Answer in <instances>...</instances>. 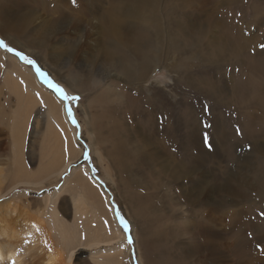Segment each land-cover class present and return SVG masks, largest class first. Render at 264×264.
Masks as SVG:
<instances>
[{
    "label": "rangeland",
    "instance_id": "374dc122",
    "mask_svg": "<svg viewBox=\"0 0 264 264\" xmlns=\"http://www.w3.org/2000/svg\"><path fill=\"white\" fill-rule=\"evenodd\" d=\"M195 1L196 0H190L192 5L190 4L187 6V4L184 3L186 2L185 0H160L161 13L158 16L161 18L162 21L161 26L164 29L165 43L162 45L161 50V61L163 62H161L162 65L159 68L157 67L155 71H152L154 68L149 71L147 73V76L145 77L146 81L144 80L143 83L140 85H136L135 83L122 82L126 71L124 68L125 64L130 63L131 65H133L132 63L136 61V59H130V57H127L128 55H131V53L135 54L134 50L132 52L122 53V56L120 58L124 61L122 62L120 60V63L122 65L120 64L119 67L115 69H110L108 72H105L106 74H103L106 76L102 77L103 72L100 69V64L97 66L96 71H91V73L87 74L86 70L81 69L79 66L70 68L66 65V62L64 61H52L51 56L48 55L46 51L41 52L40 49L34 48V46L30 45L22 38H17L12 35H10L9 38V33L4 34V36L2 35L3 33H0V41H3V44L7 45V48L11 49V51H8L4 46L0 45V143L2 144V147L0 149V169H2L3 171L2 181L0 184V187L2 188V195H0V215L9 214L13 216L15 221L18 220L19 223H21L22 221L23 224H21L23 225L22 227L24 229L29 225L26 224L27 222H23V220L26 219L27 216L26 212H28L29 214L28 220H30L29 218H31L32 215L37 220H39V218L43 219L47 224L45 225L46 233L44 234V240L47 242V244L43 247H40V245H38L36 248L42 249L43 252L46 251L47 253L45 254L50 255L52 253H55L57 257L60 255V261H62L65 255H68L67 249L64 248L65 245L59 233L54 230L53 224H51L50 221L51 212H49V210H52L51 207L55 204L56 208L61 212L62 217L65 220L66 229L75 232V239L72 241V244H77V248L75 247L76 249H74L73 251L74 256L71 261H69L70 263H67V259L66 264H204L203 261H206V258L203 256L199 258L197 251H194L193 248L195 247V245L192 244L195 241V239H193L192 237V233L197 232V230H199V228H197V226L192 223L195 221H192V219L198 220V214L192 212L190 210V207V211L186 209V206H184L183 204L184 196L182 194L183 184L187 187L192 186L194 188H197L198 178L194 177V179L190 180V182L188 179H183L179 176L176 180L172 179L170 176L172 175V172L170 170H165L163 167L155 164V162L151 165L142 158L138 157V153H140L141 149L138 148L137 144H135L131 136H128V146H125L124 148V152H128V156H131V158L128 157V160V158L123 154V159L121 160V162L117 163V165L115 164V166H112L113 164H111L109 158L110 152H113L116 147L123 146L125 144L124 142H127V139H123V125L127 124L129 128H131V131H134L138 127V122L142 124L144 123V129L145 127L147 128V126L150 127V125L153 123L154 125H158V134L160 133V135H158L159 141L166 150L164 152L167 154V156L171 158V160L173 159V161L175 160L181 165L185 164L184 166L186 168L196 166L197 164H199L197 166L198 168L208 167L209 170H212V173L217 176V178L223 179L224 175L226 174L228 175V177L232 175H237V172H239L237 164L239 161L238 159L245 155L251 154V152L254 153L253 150L255 146L251 143V141L247 139L245 135L243 127L244 123L239 121L241 119L239 115L240 111L237 110L238 107L236 106L235 109L234 106L230 107L226 104L232 98L231 86H233V84H236L240 79L244 83V80L246 79L247 75H242V72L240 71L241 66L244 65V63L241 61L242 58L239 57L240 59H232L230 55L231 49L227 50L228 54L226 55V59L228 58L227 62L231 59L228 65L226 64V62L223 63L220 61H211L209 60V56L213 55L216 58L218 51L221 48H219V50H216L215 48H217V46L224 48L223 45L228 41V39L235 35H238L240 38H244L248 41H251L255 47L264 50V0H221L222 2L220 0H210L208 9H211L214 18L220 21L221 27H212L206 20V18H210L211 12H209V14L206 16V13H203L202 9L200 10V12L196 11L197 7L194 5ZM111 2L114 3V0H110V3ZM105 5L106 4H104V7ZM212 5L215 7H213ZM194 21L195 25L200 27H198V29L194 31H191V29L189 28V24L190 22L194 23ZM185 22L187 23V25H185ZM180 28H182L183 30H180ZM153 31H155L154 28L151 29L150 35L153 34ZM190 32L192 33V35ZM179 34H181L182 36H180ZM165 35L167 36L165 37ZM212 36H214V39L212 38ZM188 37L189 39H187ZM152 41L156 42L153 39ZM208 42L213 44L214 47L213 45H210V43L209 46L207 44ZM218 42H220V44ZM159 46V48H161V44ZM208 46L212 48H207ZM155 48L152 53H154ZM212 49H214V52H212ZM245 52V54L247 55H252L251 53H253L252 56H255V52L253 49L246 50ZM5 54L13 56L21 64H24L28 68H30L36 74L37 79L43 84V86L46 87L45 89H47V91L49 89L48 92H51L52 95L56 96V98L62 103L61 105L65 107V111H68V119L72 121L74 118L75 120L73 126L77 133V137H75V139L79 148V154L76 158L78 160L74 159V163H72L67 168V170L57 179L53 176L51 180L52 184H48L47 180L45 181V183H43V185H36L33 187H29L27 185H12L13 179L15 178V176H17V173L15 171L13 163V160L15 158L13 139L11 130H9L8 126L12 121L11 117L13 116L14 110L16 109L18 102L17 99L10 93V91L4 88V72L6 69L9 68L7 67V64L3 61ZM195 54L197 55L194 56ZM200 55L204 57V60ZM199 58H201L202 60ZM29 61H31L32 63H29ZM205 62H212V64ZM224 66L227 67L226 69L228 70H226ZM194 69H196V71ZM199 70L202 72H200ZM189 71L193 72L189 74ZM218 72L219 74L221 73V75H219ZM201 73H203V75H200ZM117 74L122 77L119 78L120 80L116 78ZM110 75H114V78L110 79L111 77H108ZM88 76L90 78H88ZM192 76L193 78H191ZM206 76H209L208 80ZM235 76H237L236 79L238 77L240 78L237 79V82H235ZM224 77L226 78L225 80ZM180 79H183L184 81ZM118 82H120L121 84ZM211 82L213 85L211 84ZM230 82L234 83L230 84ZM215 84L216 86H214ZM209 85L213 87L211 88L213 90H210V88H208ZM137 86H141L142 90H137ZM203 86H205L206 88ZM56 89H62L63 94H61V92L57 91ZM146 92L150 94L149 98L146 97ZM126 94L129 96H126ZM212 95H214L215 98ZM225 95L226 99H224ZM119 96L121 97L120 99ZM100 97H103V100H105V102L102 101V98ZM115 97L117 98V100ZM127 97H129L130 99L126 102V104H128L129 111L125 109V101ZM131 98H133V101L131 100ZM92 99L93 101H90ZM136 100L138 101L136 102ZM108 101L110 102V104L108 103ZM113 101L116 103L114 104ZM134 101L136 103H134ZM98 102L99 104H101V106L105 105L106 110L104 107L101 108ZM152 102H154L155 104ZM215 102L216 104H214ZM251 103H253V105L255 104L254 102H247V105L244 104L241 107V112H243V110H254V108H251ZM91 104L92 106H90ZM217 104H220L219 107ZM131 105H133L135 108ZM144 106H149L148 108L150 109L148 110L151 111L155 109V117H152L151 119H146L144 118V116L146 115L145 113L143 116H140L135 119L136 116L140 114H137V112H140V109L142 110V108H145ZM100 108L103 110H101V113ZM137 108H139V110H137ZM91 109L92 111H90ZM97 109L99 111H96ZM106 111L107 113L105 114L104 112ZM258 112H260V109L258 110ZM97 113L98 115H96ZM116 115L118 117H116ZM119 116L120 119L118 120ZM116 119L120 122V124H116ZM27 122H19L17 124L22 127V135L25 141V156L28 163V167L31 170H36L38 169L40 164L47 161V158L43 157L42 146L50 148L55 145L56 140L50 139V136L46 134L47 128L49 126V121L47 117V109L45 105L43 106V103H40L39 105H36L34 107L32 115L29 116ZM90 125H92L93 128ZM117 125L122 130V134H120V132H116ZM192 125H196V136L194 135V137H197L198 142L196 143V145L190 146V152H188L185 148V144L187 142L186 139H188L189 137V128L191 130ZM240 126L241 128H243L241 129ZM105 128H107V130ZM242 131L243 133H241ZM238 137L240 138V140H238ZM222 141L224 142V144L222 143ZM119 143H121L120 146H118ZM195 150L199 151L196 152ZM117 152L121 153L122 151L118 149ZM185 153L189 155H201V157H205L202 159L199 158L202 162L198 161L199 159H197L194 163L192 157L189 158L191 155L188 156ZM101 159H103V161ZM186 162L188 163L186 164ZM208 163L210 164L208 165ZM81 166L84 169L83 174L87 176L88 179L91 178L93 180L92 181L90 179V182H92V186L94 185L93 187L97 188V190L100 192V197L102 198V200L108 202L109 207H107L106 212H110L113 214L118 227L122 230V232L124 231L123 233H125V238H123L119 243L121 245V248L113 250L114 246L112 247L110 245H104L105 247H101V245L96 246L94 244L88 243V241L90 240H99L102 232V230L100 229L101 223L99 224V219L94 206L87 200L84 201V199L82 203L74 204V199L77 198V194L74 192L75 185H73L72 183H69L68 187L66 184L65 190L64 188L60 189L63 187L68 176L71 174L72 169H76ZM153 166L156 167L154 168ZM106 172L111 176L108 174L106 175ZM156 172L158 175L156 174ZM177 187H179L181 191H179V188ZM252 198L246 203V205H243V208L251 211V213L249 214V218L252 221L256 222L255 220H257L259 217V219H262L264 221V213L259 211V208L262 207V205L264 211V201L261 202L258 199L254 201L255 198ZM162 200H165L166 203ZM167 201L171 203H168ZM131 202L135 203L136 205L134 209H132L131 207L129 208V203ZM163 202L165 205L163 204ZM86 203L87 206L90 208L87 210V215L81 216L79 214L83 211V207ZM154 203H158L157 206L154 207ZM248 204H250V207H248ZM254 204L256 205V207H253L255 206ZM170 205H172V208L170 207ZM143 207L145 208L143 209ZM228 208L229 207H224L225 210L219 208L224 213L226 225H230V219H232L231 217H229V212H234V210H237L238 208L241 209L242 206L239 205L238 207H234V210L232 208ZM173 210L175 212H173ZM140 211H142V213ZM33 217L30 221H32ZM191 217L192 219H190ZM186 219H188V223H186ZM187 224H189V226ZM171 228H174L175 230ZM222 228L224 229V231L221 235V245L225 248L226 251L223 250L224 259L222 260V262L216 264H251L249 263L252 259L251 251L248 250V252H246L245 249L241 250V247L234 249V246H232L234 245L233 243L236 239L235 234H237L235 230L232 229V227H227L229 230L228 233H226L224 224L222 225ZM170 232L173 236H175V238H172L173 236ZM32 235H35L36 238V233H33ZM47 236L49 237L48 239ZM253 237L254 236L251 233L245 234L243 246H247L248 242H251L255 238ZM158 238L161 240L159 241ZM144 239L145 241H143ZM164 239L167 240L164 241ZM175 239L176 242H174ZM196 239L199 242H202L203 240V238L202 240H200L201 238L199 236ZM169 240L171 244L170 242H168ZM139 242L141 244H139ZM164 242L167 244H165ZM25 244L27 243L21 245L23 248L20 247L23 251H25V249L27 248ZM30 248L28 247V249L26 250L28 251ZM155 248L157 251H155ZM107 249L108 252L104 253L103 250ZM27 251V255L30 254V252ZM32 252H34V250ZM71 252L69 254H71ZM244 252L246 253V255ZM39 254L42 255V251H40ZM39 254L35 253V255L32 256V259L35 263H39L41 262V260H44L46 257H48L45 256L43 258H40ZM196 256L198 259L196 258ZM237 257H241L242 260L244 259V263L238 262L237 260L240 261V259H237ZM30 258L31 257H29V259ZM8 263L11 264L10 262ZM28 263L29 260L27 261V264ZM43 263H46L45 260Z\"/></svg>",
    "mask_w": 264,
    "mask_h": 264
},
{
    "label": "bare ground",
    "instance_id": "6f19581e",
    "mask_svg": "<svg viewBox=\"0 0 264 264\" xmlns=\"http://www.w3.org/2000/svg\"><path fill=\"white\" fill-rule=\"evenodd\" d=\"M185 1L186 2H184V3H186L187 6L190 4L192 5L190 0H185ZM209 2H210V0H196L194 2V5L197 7L196 11L200 12V10L202 9V12L206 13V16L209 14V12H211L210 18H206V20H207V22H209V24L212 27H218L221 25V23L218 19L214 18V16L212 15V10L208 9L209 8ZM104 4H106L105 7H104ZM181 4H183V3H181ZM205 6H207V7H205ZM213 7H215V6H213ZM188 9H191V8H188ZM215 11H216V9H215ZM183 12H184V10H183ZM160 13H161L160 0H153V1H151V0H114V3H112V2L110 3V0H78L77 4H75V5L73 4L72 0H0V33H3L2 34L3 36H4V34L9 33L8 34L9 38H10V35L17 37V38H22L26 42H28L30 45L34 46V48L40 49L41 52L46 51L48 53V55L51 56L52 61H54V62L64 61V62H66V65L69 66L70 68L79 66L81 69H83V70L85 69L87 74L91 73V71H96L97 66L100 64V69L103 72L102 77L106 76L103 74H106L105 72H108L110 69H115V68L119 67V65L121 64L120 60L122 62H124L122 59H120L122 56V53L132 52L134 50L135 54L131 53V55H128L127 57H130V59L131 58L136 59V61H134V62L132 61L133 65L125 62L126 64H125L124 68L126 71H125L124 78H123L122 82L135 83L136 85H138V84L140 85L145 80L147 73L149 71H151L153 68L154 69L152 71H155L157 69V67L159 68L162 65L161 62H163V61H161V50H162V45L165 43H164V29L161 26L162 21H161V18L158 16ZM181 13H182V11H181ZM193 17H194V14H193ZM185 25H187V23ZM198 27H200V26L195 25V21H194V23L190 22V24H189V28L191 29V31L198 29ZM153 28L155 29V31H153V34L150 35V31ZM182 28H180V30H183ZM176 30H177V28H176ZM178 30H179V28H178ZM230 30H233V29H230ZM179 35L182 36L181 34H179ZM179 35H176V36H179ZM191 35H192V33H191ZM166 36L167 35H165V37ZM206 36H205V38H206ZM203 38H204V36H203ZM212 38L214 39V36H212ZM152 39L157 42V47H156V42H153ZM187 39H189V37ZM215 40H216V38H215ZM209 43L210 42H208L207 44L209 45ZM218 43L220 44V42H218ZM160 44H161V48H159ZM210 45H213V44L210 43ZM209 46L207 48H212ZM223 46H224V48L217 46V48H215L216 50H219V48H221V49L218 51L217 56L215 54L216 58L213 55H210L209 60L220 61L223 63L226 62V64L228 65V63L231 59L229 58L230 60L227 62L228 58L226 59V55L228 54L227 50H230V49H231L230 55H231L232 59L233 58L234 59L239 58V57L242 58L241 61L244 63V65L241 66L240 71L242 72L241 73L242 75H245V76L247 75L246 76L247 80L243 77L245 79L244 80L242 78L244 80V83H243V81L239 77L238 78L240 80L238 81L237 80L238 78L236 79L237 76H235V79H236L235 82H237V81L238 82L236 84H233L234 82L233 83L230 82V84H233V86H231L232 87L231 88L232 89V91H231L232 98L226 104L229 105L230 107L234 106L235 109H236V106L238 107L237 110L240 111L239 115H240V119H241L239 121L244 123L243 127H244V131H245V135H246L247 139L249 141H251V143L255 146V148L253 150L254 153L251 152V154L240 157L238 159L239 160L238 163L236 162L238 164V169H239V172H237V175H232V176L228 177V175L226 174V175H224V178L221 179V178H217V176H215L212 173V170H209L208 167H206V168L199 167L198 168L197 166L199 164H197L196 166L186 168L184 166L185 164L181 165L179 162H177L175 160L173 161V159L171 160V158L169 156H167V154L164 152L166 150L163 147V145H161V142L159 141V138H158V135H160V133L158 134V128H157L158 125H154V123L151 124L150 127H148L146 125L147 128L145 127V129H144L143 128L144 123L142 124V123L138 122L137 123L138 127L134 131H131V128H129V126L127 124H124V125L122 124L124 126L123 139L124 138L127 139V142H124L125 144L123 146H120L121 143H119L118 146H120V147H116L113 152H110L109 158H110L111 164H113L112 166H115V164L117 165V163L121 162V160L123 159L122 158L123 154L127 158L128 157L131 158V156H128V152H126V151L124 152L125 146H128V136H131L133 138L135 144H137L138 148L141 149L140 153H138V157L142 158L143 160H145L147 163H149L151 165L155 162V164L163 167L165 170H167V169L170 170L172 172V175H170L172 179L176 180V179H178V176H179L180 178L188 179L190 182V180L194 179V177H197L198 178L197 188H194L192 186L187 187L186 185L183 184L182 194L184 196L183 197L184 198L183 204H184V206H186V209L189 210V207H190V210L192 212L198 214V216H197L198 220L192 219V217L190 219H192V221L195 220L192 223L195 224L197 226V228H199V230H197V232L192 231L193 232L192 237H193V239H195V241L193 240L194 242L192 243L193 245H195V247H193V248H194V251H197L199 258L201 256L206 258V261H203L204 264H216V263L222 262V260L224 259V251L223 250H225V248L221 245V243H222L221 235L224 231V229L222 228V225L224 224L226 233H228V230H229L227 227H232V229H234L235 232L237 233V234H235L236 239L234 240V243H233L234 245H232V246H234V249L241 247V250L245 249L246 252H248V250H249L252 253V255H251L252 259L249 263H251V264H264V221L262 219H259L260 217L257 220H255L256 222L252 221L249 218V214L251 213V211L243 208V205H246V203L248 201H250L252 197L255 198L254 201L256 199H258L261 202L264 201V50L255 47L251 41H248L244 38H240L238 35L230 37L228 39V41ZM213 47H214V45H213ZM154 48H155V51H154V53H152ZM182 48H184V47H182ZM250 49L254 50L255 56H252L253 53H251L252 55L245 54L246 53L245 51L250 50ZM175 50H177V49H175ZM212 50H213L212 52H214V49H212ZM241 50H242V53H241ZM189 51H190V49H189ZM249 53H250V51H249ZM196 55L197 54H195L194 56H196ZM201 57L204 60V57L203 56H201ZM199 59H201V58H199ZM1 60H3V59H1ZM3 61H4V63L7 64V67H9L4 72L5 73V87L4 88H6L8 91H10V93L17 99V102H18L17 107L14 110L13 116L11 117L12 121H11L10 125L8 126L9 130H11L12 139H13V148L15 151V158L13 160V163H14L15 171L17 173V176H15V178L13 179L12 185H14V186L15 185H24V186L27 185L29 187H33L36 185H43V183H45V181H47V180H48V184H52L51 180H52L53 176L56 177V179L59 176H61L67 170V168L72 163H74L73 160L78 157L79 148L77 146V142L75 139V137H77V135H76L77 133H76L75 128L73 126L75 120H74V118L72 121L68 119V116H67L68 111L67 112L65 111V107L61 105L62 103L56 98V96L52 95L51 92H48L49 89H48V91H47V89H45L46 87L43 86V84L37 79L36 74L30 68H28L24 64H21L16 58H14L11 55L5 54ZM234 62H236V61H234ZM203 63H204V61H203ZM205 63H209V64L211 63L212 64V62H205ZM132 66L134 67V69ZM214 66H216V65H214ZM201 67H200V69H201ZM235 67H238V66H235ZM208 68H210V67H208ZM215 68H217V67H215ZM226 68L227 67H225V69ZM194 70L196 71V69H194ZM226 70H228V69H226ZM238 71H239V69H238ZM191 72H193V71H191ZM191 72L189 71V74ZM200 72H202V71H200ZM200 72H198V73H200ZM109 74H111V73H109ZM109 74H107V75H109ZM218 74H219V72H218ZM200 75H203V73H201ZM215 75H217V74H215ZM219 75H221V73ZM108 77H111L110 79H113L114 75L113 76L110 75ZM204 77H205V75H204ZM208 77H207V80H208ZM82 78H83V76H82ZM88 78H90V77L88 76ZM116 78L119 79L122 77H120L117 74ZM191 78H193V76ZM214 78H215V76H214ZM227 78H228V76H227ZM229 78H231V77H229ZM225 79L226 78L224 77V80ZM180 80H183V79H180ZM186 81H187V79H186ZM200 82H202V81H200ZM118 83H120V82H118ZM185 83H187V82H185ZM211 84H212V82H211ZM214 86H216V84ZM203 87H205V86H203ZM208 88H210V90H213V89H211V88H213V87H211V85H209ZM118 90H121V89H118ZM137 90L141 91L142 90L141 86L138 87ZM198 91H200V90H198ZM107 95H104V96H107ZM134 95H135V93H134ZM219 95H220V93H219ZM223 95H224V93H223ZM126 96H129V95L126 94ZM212 96H214V95H212ZM212 96H211V98H212ZM143 97H142V99H143ZM146 97L147 98L150 97V94L147 92H146ZM100 98H102V101L105 102V100H103V97H100ZM120 98L121 97L119 96V99ZM214 98H215V96H214ZM132 99L133 98H131V100ZM224 99H226V95H225ZM116 100H117V98H116ZM128 100H130L129 97L126 98L125 104ZM90 101H93V99ZM137 101L138 100H136V102ZM214 101H216V100H214ZM136 102L134 101V103H136ZM247 102H254L255 103L254 105H253V103L250 104L251 108H254V110H251V111H244L243 110V112H241V107L244 104H246ZM40 103H43V106L45 105V107L47 109V117H48V121H49V126L47 128L46 134L48 136H50V139H55L56 143L54 146H52L50 148L42 146L43 157L47 158V161L40 164L38 169L31 170L28 167V163H27L26 156H25V141H24V137L22 135V127L19 126L17 123L27 122L29 119V116L32 115V111H33L34 107L36 105H39ZM108 103L110 104L109 101H108ZM113 103L115 104L116 102L113 101ZM152 103H154V102H152ZM98 104H99V102H98ZM114 104H111V105H114ZM130 104H131V101H130ZM214 104H216V102ZM99 105L101 106V104H99ZM121 105H124V104H121ZM217 105L219 107L220 104H217ZM90 106H92V104ZM131 106H133V105H131ZM102 107L105 108V105L101 106V108ZM136 107H137V105H136ZM148 107L149 106H146L145 108H142V110L140 109V112L136 111L137 114H139V113L140 114L137 115L135 119H137L140 116H143L145 113H146V115L144 116V118H146V119H151L152 117L154 118L155 117V109L151 111V110H148V109H150ZM224 107H225V105H224ZM261 107H262V109H261ZM101 108H100V113L102 110ZM114 108H116V107H114ZM125 109H127L129 111L128 104H126ZM259 109H260V112H258ZM105 110H106V108H105ZM132 110H133V108H132ZM137 110H139V108H137ZM90 111H92V109ZM96 111H99V110L97 109ZM124 112H125V110H124ZM104 113L106 114L107 111ZM189 114H191V113H189ZM96 115H98V113ZM119 115H120V113H119ZM126 115H127V113H126ZM108 116H111V115H108ZM102 117H104V116H102ZM116 117H118V116L116 115ZM156 117H157V115H156ZM238 118H239V116H238ZM119 119H120V116H119L118 120ZM88 121H90V120H88ZM109 121H111V120H109ZM115 121H117V119ZM118 122L119 121H117L116 124H120V122L119 123ZM190 123H192V122H190ZM101 124H102V121H101ZM112 125H110V126H112ZM238 125H239V122H238ZM90 126H92V125H90ZM117 126H116V132H120V134H122L121 133L122 130L120 129L119 126L118 127ZM195 126L192 125L191 130L189 128V131H190V133H188L189 137H188V139H186L187 142L185 144V148L188 152H190V146L196 145V143L198 142L197 137H194V135L196 133V129H195L196 127ZM92 128H93V126H92ZM240 128H241V126H240ZM105 129L107 130V128H105ZM241 133H243V131ZM109 134H111V133H109ZM214 134H215V132H214ZM114 135H113V137H114ZM246 137H245V139H246ZM225 139H227V138H225ZM102 140H104V139H102ZM238 140H240V138ZM223 141H222V143L224 144ZM101 142H103V141H101ZM1 147H2V144L0 143V149H1ZM118 149H120L122 152L118 153L117 152ZM95 150H97V149H95ZM197 151H199V150H197ZM184 152H186V151H184ZM202 152H203V150H202ZM167 153H168V151H167ZM102 154H104V153H102ZM185 154H187V153H185ZM187 155L188 156L191 155L189 158L192 157V159L194 160V163L196 162L197 159H199V158L202 159L205 157V156L201 157V155H199V156H194L192 154H190V155L187 154ZM129 158H128V160H129ZM186 158H187V156H186ZM132 159H133V157H132ZM201 159H199L198 161H200ZM76 160H78V159H76ZM101 160L103 161V159H101ZM124 160H126V159H124ZM139 160H141V159H139ZM209 160H211V159H209ZM200 162H202V161H200ZM187 163L188 162H186V164ZM209 164L210 163H208V165ZM141 165H142V163H141ZM189 166H191V165H189ZM257 167H258V169H257ZM151 168H150V170H151ZM83 170L84 169L82 168V166L78 167L76 169H72L71 174L68 176L63 187L60 189L64 188V190H65L66 184L68 187V184L72 183L73 185H75L74 192L77 194V198L74 199V204L82 203L83 199H84V201L87 200L88 202H90L94 206V208L97 212L98 219H99V224L101 223L100 229L102 230V232H101V236H100L99 240H95V241L90 240V241H88V243L94 244L96 246L101 245V247L104 245H107V246L110 245L112 247L114 246L113 250H115L117 248H121V245L119 243L123 238H125V235H124L125 233H123L124 231L122 232V230L118 227L113 214L110 212H106L107 207H109L108 202H105V200L104 201L102 200V198L100 197V192L97 190V188L93 187L94 185L92 186V182H90L91 178L88 179V177L83 174V172H84ZM144 170H145V168H144ZM140 171H142V170H140ZM2 174H3V171H2V169H0V184L2 181ZM107 174L108 173L106 172V175ZM156 174H157V172H156ZM108 175H110V174H108ZM120 175H121V173H120ZM122 175H123V172H122ZM124 176H125V174H124ZM130 176H131V174H130ZM121 177H123V176H121ZM110 179H112V178H110ZM124 183H127V182H124ZM113 184H114V182H113ZM186 184H187V182H186ZM177 188H179V187H177ZM79 189H80V191H79ZM1 190H2V188L0 187V195H2ZM179 191H181L180 188H179ZM54 192H56V191H54ZM156 199H158V198H156ZM162 201L165 202V200H162ZM164 202H163V204H164ZM167 202L171 203L169 201H167ZM157 204L154 203V207L157 206ZM167 204H166V207H167ZM239 205L242 206L241 209H239V208L237 210L233 209L234 207H238ZM248 205H249L248 207H250V204H248ZM171 206L172 205H170V207ZM130 207L132 209H134L136 207L135 203H133V202L129 203V208ZM150 207H152V206H150ZM224 207H229L228 209L232 208L234 210V212H229L230 213L229 217L232 218V219H230L231 220L230 225L229 224L226 225V223H225L224 213L222 212V210H225ZM253 207H256V205ZM51 208H52V210H49V212H51V216H50L51 224H53L54 230L57 233H59V235H60V237H61V239L65 245L64 248L67 249L68 255H65L64 257L62 256L63 259H62V261H60V258H59L60 255L58 257L55 255V253H52L53 255L52 254L48 255V254H45V253H47L46 251L43 252L42 249L36 248L38 245H40V247H43L44 245L47 244V242L44 240V234L46 233V226L45 225H47V224L45 223V221L43 219L39 218V220H37L32 215L33 219H32V221H30L32 217L29 218L30 220H28L29 214H28V212H26L27 216H26V219L23 220V222L25 221V222H27L26 224L27 225L29 224V225L24 229L22 227L23 226L22 221H21V223H22L21 224V223H19L18 220L15 221L13 216H11L9 214H5V215L1 214L0 215V264H9L8 262H10L11 264H27L28 260H29L28 264H44L43 263L44 260L46 262L45 264H66L67 259H68L67 263H70L69 261H71V259L74 256L73 251H74V249L77 248L76 247L77 244H72V241L75 239V237H74L75 232L69 231L66 229L65 220L62 217L61 212L56 208L55 204ZM89 208L90 207H88L87 203H86L83 207V211L79 215H81V216L87 215V210ZM144 208L145 207H143V209ZM219 208H221L222 210H220ZM181 210H182V208H181ZM259 211L264 213L263 205H262V207L259 208ZM140 212L142 213V211H140ZM173 212H175V211L173 210ZM148 213H150V212H148ZM159 215H160V213H159ZM163 215H161V216H163ZM186 217H188V216H186ZM151 223H152V221H151ZM184 223H185V221H184ZM186 223H188V219H186ZM187 225L189 226V224H187ZM226 228H227V230H226ZM171 229L175 230L174 228H171ZM77 230H79V229H77ZM33 233H36V238H35V235H32ZM250 233L253 234V236L255 238L253 237L254 239L251 242L250 241L248 242V245H247L248 247L243 246L245 234H250ZM171 235H172V233H171ZM198 236L201 238L200 240H202V238H203L202 242H199L196 239ZM138 237H139V235H138ZM48 238L49 237L47 236V239ZM154 238H155V236H154ZM172 238H175V236H173ZM160 240L161 239H159V241ZM166 240L167 239H164V241H166ZM143 241H145V239ZM168 242H170V240ZM174 242H176V239L174 240ZM24 243H27V244H25L27 246L26 249H28V247L29 248L31 247L28 251L25 248H24L25 251H23L20 248V247H22L21 245ZM139 244H141V243L139 242ZM153 244H155V243H153ZM165 244H167V243H165ZM170 244H171V242H170ZM232 246H231V248H232ZM191 248H192V245H191ZM33 250H34V252H32ZM39 250L42 251V255L39 254V252H40ZM26 251L30 252L31 255L30 254L27 255ZM103 251H104V253L108 252V249L103 250ZM155 251H157L156 248H155ZM70 252H71V254H69ZM35 253L39 254L40 258H43L45 256H48V257H46L44 260H41V262H39V263L38 262L35 263L32 259V256H34ZM57 253H59V252H57ZM61 255H64V254H61ZM120 255H121V253H120ZM245 255H246V253H245ZM29 257H31V258L29 259ZM121 257H123V256H121ZM57 258H59V259H57ZM196 258H197V256H196ZM243 258H244V256H243ZM237 259H240V261L237 260L238 262L244 263V259L242 260L241 257H237Z\"/></svg>",
    "mask_w": 264,
    "mask_h": 264
},
{
    "label": "snow or ice",
    "instance_id": "6c2138e0",
    "mask_svg": "<svg viewBox=\"0 0 264 264\" xmlns=\"http://www.w3.org/2000/svg\"><path fill=\"white\" fill-rule=\"evenodd\" d=\"M73 4H77L78 0H72ZM0 45L4 46L8 51H11V49L7 48V45L3 44V41H0ZM29 63H32L31 61H29ZM57 91L61 92V94H63V90L62 89H56Z\"/></svg>",
    "mask_w": 264,
    "mask_h": 264
}]
</instances>
